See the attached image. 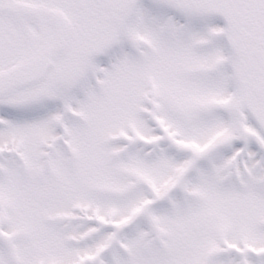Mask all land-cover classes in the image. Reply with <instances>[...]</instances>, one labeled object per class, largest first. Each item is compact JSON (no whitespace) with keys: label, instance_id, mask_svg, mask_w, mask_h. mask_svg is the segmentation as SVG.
Listing matches in <instances>:
<instances>
[{"label":"snow or ice","instance_id":"snow-or-ice-1","mask_svg":"<svg viewBox=\"0 0 264 264\" xmlns=\"http://www.w3.org/2000/svg\"><path fill=\"white\" fill-rule=\"evenodd\" d=\"M0 264H264V0H0Z\"/></svg>","mask_w":264,"mask_h":264}]
</instances>
